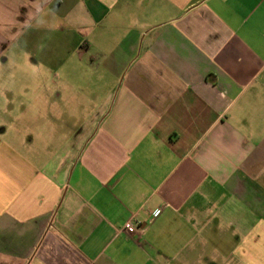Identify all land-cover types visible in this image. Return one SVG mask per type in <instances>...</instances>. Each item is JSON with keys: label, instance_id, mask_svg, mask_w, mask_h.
<instances>
[{"label": "crops", "instance_id": "obj_1", "mask_svg": "<svg viewBox=\"0 0 264 264\" xmlns=\"http://www.w3.org/2000/svg\"><path fill=\"white\" fill-rule=\"evenodd\" d=\"M0 264H264V0H0Z\"/></svg>", "mask_w": 264, "mask_h": 264}, {"label": "built area", "instance_id": "obj_2", "mask_svg": "<svg viewBox=\"0 0 264 264\" xmlns=\"http://www.w3.org/2000/svg\"><path fill=\"white\" fill-rule=\"evenodd\" d=\"M124 229L126 231H132L133 230V227H132V224L130 222H127L125 225H124Z\"/></svg>", "mask_w": 264, "mask_h": 264}]
</instances>
